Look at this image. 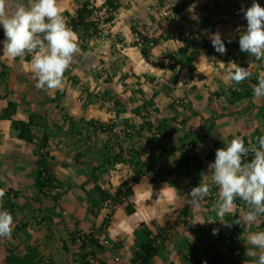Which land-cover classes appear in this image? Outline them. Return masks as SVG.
Wrapping results in <instances>:
<instances>
[{
	"label": "crops",
	"instance_id": "0c3cea01",
	"mask_svg": "<svg viewBox=\"0 0 264 264\" xmlns=\"http://www.w3.org/2000/svg\"><path fill=\"white\" fill-rule=\"evenodd\" d=\"M85 1L58 0L68 27L69 18ZM92 1L101 10L107 9L108 17L97 21L87 17L92 22L90 26L70 27L79 37V51L64 73L62 90L37 89V79L30 69L31 54L10 59L2 53L0 43V111L7 101H12L16 105L14 118L27 121L33 117L34 135H48L47 167L63 179L65 187L56 202L50 204L47 200V209L43 207L44 225L35 226L30 212L32 204L26 205L34 195L35 145L18 138L10 119L0 117V188L9 191L17 186L27 187L23 192L16 189L21 202L13 199L10 192L7 194L15 205L11 213L14 223L11 237L0 238V264H6L8 247L19 254L33 248L55 264H80L58 212L65 207L63 213L68 212L76 220L78 228H75L79 231L92 222V214L87 206L83 207L85 192L80 187L83 184L88 190L91 181L87 172L102 162L100 148L89 136L97 138L103 134L92 122L133 126L138 134L143 130L148 132L145 121L151 125L157 123L156 126L163 123L167 133L160 135L163 143L156 144V152L151 148L149 151L157 154L165 145L178 148L173 142L166 143L171 137L184 144L191 143L192 152L200 157L230 136L250 138L255 132L264 133V98L253 94L232 100L230 92L253 89L256 83L252 79L257 80L258 74L264 72V64L228 46L226 54L215 52L206 56L209 60L198 53L190 72L178 53L190 39L202 37L211 42L208 33L212 32H219L222 41L239 39L237 28L247 26L239 10L241 6L250 7L252 0H138L136 3L117 0L115 8L109 7L106 0ZM256 2L264 7V0ZM99 26L102 35L98 34ZM0 33L2 42V27ZM149 42L153 44L148 45ZM231 62L248 68L251 76L239 84L229 83L226 77ZM136 143L141 141L134 139L129 147L121 148L123 157ZM137 148L138 156L145 157L147 153ZM76 153L82 157L76 158ZM172 155L165 153L159 160L167 158L164 164L170 163L178 158ZM211 163L202 157L199 173L172 172L156 180L141 174L134 182L131 166L120 163L125 171L121 182L127 181L132 187L128 201L134 211L128 214L124 207H115L105 231L117 242L119 259L113 260L110 253L103 262L133 264L135 250L143 239L140 235L146 230L156 233L162 228L167 232L166 239L150 264H189V253L206 248L217 250L224 261L241 258L242 264H256L258 257L249 252L259 253L260 249L249 243L248 235L264 231V215L254 223H241L240 230L233 228V221L248 210L237 198V207L225 213L224 223L220 222L219 189L211 180L214 174L209 169ZM200 183L210 185V195L198 208L192 207L188 204V193ZM0 203L5 206L3 199Z\"/></svg>",
	"mask_w": 264,
	"mask_h": 264
},
{
	"label": "clouds",
	"instance_id": "9594fccd",
	"mask_svg": "<svg viewBox=\"0 0 264 264\" xmlns=\"http://www.w3.org/2000/svg\"><path fill=\"white\" fill-rule=\"evenodd\" d=\"M239 11L247 22L246 29L236 30L240 51L256 61H264V7L252 0L250 7L241 6ZM0 27L4 35L0 43L6 57L15 60L31 54L30 69L37 79L35 87L62 90L64 73L79 51V37L68 27L58 0H0ZM208 35L215 51L226 54L221 34L212 32ZM231 42L232 39H228V43ZM205 59L209 60L206 56ZM211 60L214 61L215 57ZM250 76L248 68L231 62L226 79L229 83L239 84ZM253 93L256 98H264V72L258 74ZM209 169L214 170L211 180L219 189L220 222L224 223L225 213L236 207L237 198L248 206V210L233 223L251 224L264 215V134L256 136L255 142L250 141L248 146H245L243 137H233L223 148L216 149ZM4 195L5 189L0 188V201ZM209 195L210 185L200 183L188 193V204L198 208ZM13 223L10 212L0 210V238L11 237ZM213 234H216L215 229ZM248 241L260 249L259 253L250 250L249 255L258 257L256 264H264V231L249 233Z\"/></svg>",
	"mask_w": 264,
	"mask_h": 264
},
{
	"label": "trees",
	"instance_id": "16d2710c",
	"mask_svg": "<svg viewBox=\"0 0 264 264\" xmlns=\"http://www.w3.org/2000/svg\"><path fill=\"white\" fill-rule=\"evenodd\" d=\"M116 1L117 0H106V3L109 7L115 8L116 7ZM184 2H182V5ZM66 16L69 15V13H65ZM90 15V10L87 8V2H83L80 7L75 9V15L73 17L69 18L70 21V27L72 29L82 26V27H88L92 24V22L87 21V17ZM1 36V33H0ZM232 42L228 43V40L222 41L225 45V47L233 46L240 50L239 43L237 38H231ZM188 42L191 43V45H185L181 47L178 50V53L183 56L184 62L187 65L188 71H193L192 68V60L198 53H202L205 56H211L216 51L214 47L212 46L211 42H208L204 40L202 37L200 39H190ZM143 54H146V51L144 48L141 49ZM243 54H247L242 52ZM26 57H29L26 55ZM252 57V56H251ZM255 59L254 57H252ZM260 65L264 64V61H257ZM254 83H257L256 79H252ZM231 96L232 100L239 99L241 97H246L253 95V89L249 88L245 91H235L231 90ZM216 94H219V92H216ZM15 108L16 105L12 101H7V105L0 115L2 118L10 119L11 121V127L17 132V137L23 140H26L28 142H35L36 145V167L34 169V186L36 188V194L34 199L40 198L42 195H48L53 190L58 189L59 187L63 186V179L57 178L55 174L49 171L47 167V161L46 158L48 157V150H47V140L48 135L46 133H43L42 136L38 137L36 139L34 132H33V117L30 116L27 121H23L20 119L14 118L15 115ZM148 126H151V123L148 121H145ZM91 124V122H90ZM92 124L95 126L94 122ZM115 123H110L108 125L112 126ZM97 127V126H95ZM100 129V128H99ZM136 130V129H135ZM163 123H159L158 126H156V134L159 133V135H166L167 133L164 131ZM264 133L255 132L250 138L243 137L245 141V146L249 145V142H255V137L258 135H262ZM154 136V135H153ZM240 136V135H239ZM235 136H230L228 139H226L224 142H222L219 146L212 148L208 151L207 155L204 156L206 159H210L212 163L214 162V153L217 148H223L227 141L232 139ZM189 146H191V143H188ZM176 148L174 146H162L157 154H154L153 152L149 151L145 155V157L140 158L139 156H136L134 159H128L126 157H123L122 149L120 148L117 152L109 154L107 152L106 154V163L108 164H114V163H125L129 164L132 168V171L134 173L132 180L133 182L136 180V178L141 174H146L151 180H156L157 177L161 175H170L172 172H177L181 175H188L190 174V170H193L195 173L200 172V167L202 163V157H200L197 153L191 152L187 155H184L180 158H173L172 162L167 163L164 165L160 172L159 170L155 172V175H152L153 168L156 164V162L164 156L165 153L173 152ZM249 160L251 157L248 158ZM101 164L97 166H93L91 168V177L88 179L93 183V186L91 190H86L85 185H80V187L85 192V200L88 203V210L92 215H95L97 211L101 208L104 201L110 199L113 204H122L125 201V211L126 213L130 214L134 211V207L130 201H128V197L132 193V187L127 181L120 182L111 193L109 190H106L102 188L98 182L96 177V172L101 168ZM147 166V171H143V167ZM147 172V173H146ZM70 186H68L69 188ZM8 192H5V195L3 197V202L5 206L2 208V210H7L10 212V214L14 211L15 205L10 202V200L7 198ZM61 195V191L56 190L55 193L53 192L51 194V197L53 200H57V198ZM46 218V217H45ZM177 221V220H175ZM109 222V218H105L101 225L99 226L101 230L107 227ZM168 223L167 225H169ZM242 225L238 227L237 229H241ZM166 230L160 229L156 233H153L151 231H144V238L141 242H139L136 250L135 255L133 257V264H150L151 259L153 256L158 255L160 253V250L163 247V242L166 239ZM82 249V248H81ZM195 255V253H189V256L187 257L189 260V264H201V255ZM216 257L219 261H221V264H229V260L224 261L219 255L218 251H215ZM79 260L82 261V258L84 255L78 251ZM241 258L237 260H231L234 264H240ZM6 264H55V262L51 258H44L37 250L30 248L26 250L24 253L19 254L14 249L7 248V255L5 257ZM104 264V262H103ZM167 264H172V262H168ZM214 264V263H211Z\"/></svg>",
	"mask_w": 264,
	"mask_h": 264
},
{
	"label": "rangeland",
	"instance_id": "374dc122",
	"mask_svg": "<svg viewBox=\"0 0 264 264\" xmlns=\"http://www.w3.org/2000/svg\"><path fill=\"white\" fill-rule=\"evenodd\" d=\"M90 1H92V0H86L87 4ZM90 16L91 15H88V17H90ZM107 16L108 15H106L104 17V19L107 18ZM1 109L2 110L0 111V115L4 111L5 107L4 108H1ZM107 124H109V123H107ZM156 124L157 123H153L151 126H148L147 125L148 126L147 127L148 132H146V133H145L144 130L141 131V132H139V134H141V135H139L137 132H133L130 136L126 137L125 139H119V138L117 139L116 136L111 135L110 133H108L106 131H102L98 127H97V129L100 130V133H102L103 136H101V137L99 136L97 138L96 137L89 136V137H91L90 138L91 142L94 141L95 142V145H97L100 148L99 149V153H100L99 154V158L102 159V162L100 163L101 164L100 165L101 168L96 172L95 175L97 177L98 184L102 188H104L106 190H109L112 193L113 190H114V188L121 182L122 178L125 175V171L122 170L124 166L121 165L120 163H117V164L116 163H114V164H108V163H106V155H107L106 153L107 152H109V154L115 153L114 152L115 150L120 149L123 146L125 148H127V146L129 147V145L131 144L132 140H134V139L140 140L141 143H136L133 146L134 148L131 147V149L129 150V152H127L126 155H125L126 158H128V159L129 158L130 159L136 158V156H138V151L135 150L137 147L142 152H144L145 154L149 151L150 148L156 152L158 150L157 148H155L156 144L157 145L158 144L161 145V143H163V140L160 139L162 136L156 134ZM120 125H122V124H120ZM35 137H36V139L38 138L37 136H35ZM110 141H112L111 144H109ZM165 141H166V143L167 142H169V143H172L173 142L174 144L178 145V148L175 147L176 149L173 152H168L169 156H171L173 154L175 157L180 158V157H183L184 155H187V154H189V153L192 152V148L187 143H185V144L184 143H181L176 138L169 137ZM32 143L35 145V142H32ZM154 143H155V145H154ZM137 144H139V145H137ZM109 145H112V146L108 147ZM35 150H36V145H35ZM35 153H36V151H35ZM201 155L204 158L205 155L203 153H201ZM206 155H207V153H206ZM80 157H82V154L81 153H76V158H80ZM140 158H142V157H140ZM47 159H48V157L46 158V161H47ZM36 160H37V155H36ZM166 161H167V158H163V159L159 160L158 162H156V164H155V166L153 168L154 170L152 172L153 175H155V172H157L158 170L160 172V169L164 165H166V164H164V163H166ZM207 161H208V159H207ZM147 169H148L147 166H144L143 167V171H147ZM87 173H89L90 174V177H91V168L89 169V172H87ZM112 177H113V179H112ZM111 179H112V181H111ZM91 182L88 185V187H89L88 190H91V188L93 186V183L94 182H92V183ZM64 188L65 187H64V184H63L62 187H59L58 188L59 192L62 191ZM16 189L19 190V191H21V192H23L24 190H27V187L26 186H17L15 188L9 189V191L7 190L5 192H10V194L13 197V199L17 200L18 202H21L22 201V198L19 195H16ZM55 191L56 190H53L48 195H42V196H40V198L38 200V199H34L35 194H36V188L34 186V195L31 196L32 201H30V203H29V199H28V202L26 203V205L32 204V207L30 209V212L32 214L31 218L33 219V223L35 224V226H38V225L42 226V225H44L43 223L46 221L45 220L46 218L44 216V213H42V210H44L43 207H46L45 209H47V206H45V205H47L46 204L47 203V200L49 201L50 204H52V202H56L51 197V194L53 192L55 193ZM237 200H235L236 203H237ZM84 206H87V209H88V203H87L86 200H85V205H83V207ZM125 206H126V202H124L122 204H113L110 199L104 201L103 204H102V206H101V208L97 211V213L95 215H92V222L89 224V226L86 227L84 230L82 229L81 231L82 232H88V231H90L92 229H96L97 227H99L101 225V223L103 222V220L106 217L109 218V222H108V225H109L110 222H111V217H112V215L114 213L115 207L117 209L118 208L120 209V207H121V209H122V207L125 208ZM64 208L65 207L60 208L59 209V212H58L59 215L61 216L60 223H62V225H63L64 231H65V233H66V235L68 237V241L71 244L72 248L75 250V254H78V249H77L75 243L70 240V238H69L70 236L68 235L69 234V231H79V230L76 229V228H78L75 225L76 220L75 219H72V217H70V214L68 212L63 213ZM65 210H66V208H65ZM124 212H125V210H124ZM79 221H80V219H79ZM108 225H107V227H108ZM140 237L144 238V235L141 234ZM200 254H202V250L199 251L198 253H195V255H200ZM78 258H79V256H78ZM242 262H243V260H241L240 264H242ZM204 263L205 262H203V264ZM229 264H234V263L231 262V261H229Z\"/></svg>",
	"mask_w": 264,
	"mask_h": 264
},
{
	"label": "built area",
	"instance_id": "2783aa9c",
	"mask_svg": "<svg viewBox=\"0 0 264 264\" xmlns=\"http://www.w3.org/2000/svg\"><path fill=\"white\" fill-rule=\"evenodd\" d=\"M132 2L136 3L138 2V0H132ZM87 8L90 10V17L93 21H97V19H99L100 17L104 19V17L108 15L107 9L101 10V8L95 5L93 1H90L87 4ZM98 34H103L100 26L98 29ZM152 44V42L148 43V45ZM187 45L189 46L191 45V43L187 42ZM94 124L102 131H106L119 139H125L133 132H135V127L129 125H120L119 123H115L114 125L110 126L106 122L95 121ZM213 157L215 158V153ZM235 205L237 207L236 202ZM241 225L233 223L232 227L237 229ZM68 235L70 236V240L75 243L78 251H80L84 255L82 261H80V264H103L105 255L110 253L113 254V260L117 261L119 259L117 249L118 244L115 240L108 236L105 228L101 230L100 227H97L96 229H92L88 232L69 231ZM200 259L201 264H203V262H206V264H221V261H219L216 257L215 249L212 248H206Z\"/></svg>",
	"mask_w": 264,
	"mask_h": 264
}]
</instances>
